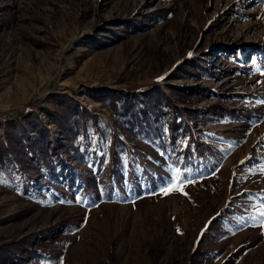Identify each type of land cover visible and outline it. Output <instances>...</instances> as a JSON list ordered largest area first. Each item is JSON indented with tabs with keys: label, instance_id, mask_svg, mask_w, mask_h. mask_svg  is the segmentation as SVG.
<instances>
[{
	"label": "rangeland",
	"instance_id": "rangeland-1",
	"mask_svg": "<svg viewBox=\"0 0 264 264\" xmlns=\"http://www.w3.org/2000/svg\"><path fill=\"white\" fill-rule=\"evenodd\" d=\"M148 92L197 164L133 138L142 169L99 174L80 140ZM262 101L264 0H0V245L33 236L11 264H264Z\"/></svg>",
	"mask_w": 264,
	"mask_h": 264
},
{
	"label": "trees",
	"instance_id": "trees-1",
	"mask_svg": "<svg viewBox=\"0 0 264 264\" xmlns=\"http://www.w3.org/2000/svg\"><path fill=\"white\" fill-rule=\"evenodd\" d=\"M127 98V94L122 97L111 96L108 98L107 102L114 115L115 124L97 118L98 129L94 128L86 132L79 142V147L85 152L84 159L88 160V163L99 174L110 176L113 171L118 169L132 177L130 174L140 171L144 164L143 157H141L143 150L133 141V138H137L155 146L170 165L179 166L182 170L187 171L190 167L193 169L197 164L194 161L196 146L191 149V147L178 145L176 141L181 136L189 139L196 132L188 124H181L182 115L177 113L179 108L176 105L169 106L162 103L160 106L164 111L160 116H155L152 111L157 110L158 102L154 101L151 93H145L143 100H138L136 97ZM171 113H177L176 116H180L181 119L177 123L171 122L169 118ZM124 131L130 135L125 136ZM76 134L81 136L82 133L77 130ZM189 140L191 141V138ZM75 155L80 157L78 152ZM12 159V157L5 159L1 156L0 171L7 170V173H11L16 169V171L18 170L17 175H19L20 162L17 160L11 162ZM73 168L75 175L79 177L83 188H85L81 172L77 167ZM187 171H185V175ZM32 240L33 236L28 235L1 244L0 264H11L17 261L20 258L19 251H26V245Z\"/></svg>",
	"mask_w": 264,
	"mask_h": 264
},
{
	"label": "snow or ice",
	"instance_id": "snow-or-ice-1",
	"mask_svg": "<svg viewBox=\"0 0 264 264\" xmlns=\"http://www.w3.org/2000/svg\"><path fill=\"white\" fill-rule=\"evenodd\" d=\"M161 79H162V77H161ZM262 102H264V101H262ZM262 172H264V169H262ZM178 175H180L179 183H180L181 185H182V184H185V183H190V182H191L190 179L182 177V175L179 174V170L177 169V170H176V174H174V175L172 176V179H171V181H170L171 184H175ZM171 191H183V189H182V187L173 186V187L171 188ZM164 194H165V195H168L169 192H168V191H164ZM184 194L187 195V193H184ZM93 206H94V205H93ZM251 219H253V220H258V221H259V223H258L257 225H253V226H259V227H261L262 229H264V211H260V212L258 213V215H255V216L251 217Z\"/></svg>",
	"mask_w": 264,
	"mask_h": 264
}]
</instances>
